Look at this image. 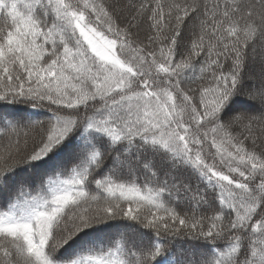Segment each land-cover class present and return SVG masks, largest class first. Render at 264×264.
Returning <instances> with one entry per match:
<instances>
[{"label":"snow or ice","instance_id":"6c2138e0","mask_svg":"<svg viewBox=\"0 0 264 264\" xmlns=\"http://www.w3.org/2000/svg\"><path fill=\"white\" fill-rule=\"evenodd\" d=\"M0 264H264V0H0Z\"/></svg>","mask_w":264,"mask_h":264},{"label":"trees","instance_id":"16d2710c","mask_svg":"<svg viewBox=\"0 0 264 264\" xmlns=\"http://www.w3.org/2000/svg\"><path fill=\"white\" fill-rule=\"evenodd\" d=\"M41 118H43V117H41ZM179 257H180V253H179V251L177 252V259H179Z\"/></svg>","mask_w":264,"mask_h":264}]
</instances>
